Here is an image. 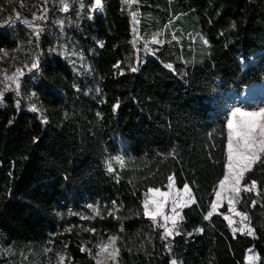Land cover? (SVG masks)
Returning a JSON list of instances; mask_svg holds the SVG:
<instances>
[{
    "label": "trees",
    "instance_id": "1",
    "mask_svg": "<svg viewBox=\"0 0 264 264\" xmlns=\"http://www.w3.org/2000/svg\"><path fill=\"white\" fill-rule=\"evenodd\" d=\"M43 1L0 0L3 79L25 72L0 98V264H95L109 237L118 264H243L249 249L264 264V162L245 174L257 187L236 206L253 235L208 216L225 173V96L264 81V0H105L92 20L82 0L73 40L89 67L79 73L50 53L61 3ZM136 19L141 37L163 33L145 57ZM169 175L194 202L179 234L162 239L143 200Z\"/></svg>",
    "mask_w": 264,
    "mask_h": 264
},
{
    "label": "rangeland",
    "instance_id": "2",
    "mask_svg": "<svg viewBox=\"0 0 264 264\" xmlns=\"http://www.w3.org/2000/svg\"><path fill=\"white\" fill-rule=\"evenodd\" d=\"M123 2L124 4L130 3L131 0H123ZM64 3H67L68 6L67 10L65 11L64 8H61L60 9L61 11L54 16V20L52 22L53 28L59 30L60 34L54 37V39L50 42V47H49L50 53L53 55H58L66 58L68 62L73 66L74 70L77 73H79L80 70L82 69L88 70L89 65L85 61V57L82 54L81 50L74 43L73 36L76 34V32H79L81 28V21L87 18L85 15L87 12L86 11L87 7L86 5H83L82 0H78V4H75L74 0H69ZM135 24H136V26L134 27V32L136 33L135 45L137 47V50L139 51V55L141 57H145L146 55H151L154 52H156V50L158 49V45H160L163 41V33L156 32L152 35H148L147 37H141L137 30L138 19L135 20ZM170 31H171V35H173L174 34L173 30L171 29ZM97 44H99V42H97ZM2 73H3V69H0V91L6 92L13 88L17 89L16 83L13 80L7 79V77L3 79L4 74L2 75ZM9 77H14V76H9ZM24 98L25 99L29 98V95H25ZM225 98H226V106H227V118L229 114L236 108H239L242 112H260L261 110H264V81L245 87L239 93L231 91L225 96ZM29 109H31V107H29ZM226 163H227V144H226ZM226 171L227 169L225 168V173ZM223 178L224 176L222 177V179ZM219 182L214 191L213 201L217 200L215 195L216 191H220ZM167 185L165 189L163 190L160 189V190L162 192H171V194L177 198V204L183 205L182 207L177 208V210L180 211L182 216V210L185 207L191 205L194 202V198L190 190L187 194H185L184 187L179 188L173 183V188L170 190L167 187ZM244 186L245 185H243L241 181L240 194L243 192ZM151 189H157V188H151ZM146 194L147 195H145V198L143 200V208H144L145 199L150 198L152 196V194H149L148 191L146 192ZM227 196L233 197L234 203L232 207L234 208V211H229V204L226 198ZM180 197H183V200H181ZM239 197L237 198L235 194L231 193L230 191L226 193H222V196L218 201L217 208L213 210L212 207H210L208 216L216 213L220 214L223 218H225V216H228L231 219L232 223L230 224L229 220L226 219L225 220L231 226L233 231H239L241 233L248 231L249 228L243 221V218L239 215H236V213L238 212L236 206ZM155 199L159 200L161 198L157 195L155 196ZM222 208L224 209V211H221ZM163 213L164 215H173V202L171 198L164 201ZM150 219L153 221L152 218ZM179 221L180 218H177V224ZM155 222H159L160 226L164 225L165 227L168 228L172 227V222L171 221L166 222L163 219V216H157ZM161 229H162V234L164 235V227H161ZM239 229H243V231H240ZM108 241L109 238L106 239V241L102 245L108 243ZM109 251H111V249H109ZM97 260L102 261L103 264H118L117 257L115 260H112L111 258H109L108 252H101L100 255H97L95 258V264ZM256 261H257L256 253L251 249H249L244 256L243 264H256ZM55 264H60L59 259ZM64 264H78V263L73 259H69L68 261L64 260Z\"/></svg>",
    "mask_w": 264,
    "mask_h": 264
},
{
    "label": "snow or ice",
    "instance_id": "3",
    "mask_svg": "<svg viewBox=\"0 0 264 264\" xmlns=\"http://www.w3.org/2000/svg\"><path fill=\"white\" fill-rule=\"evenodd\" d=\"M67 4L64 6V10H67ZM102 2L101 0H95V9L102 10ZM43 16L36 17L35 19H43ZM91 18V17H90ZM19 19V17H17ZM24 23H28L27 20ZM38 36L39 33L37 32ZM176 39V36H173V40ZM207 44V40L203 41ZM118 66V65H117ZM27 67V66H25ZM39 67L38 61L34 60L31 63V67L28 71H32ZM165 67L172 69V64H166ZM136 68H133L132 71H136ZM25 72L21 69L16 70V75L14 77H7L9 80H13L16 83V88L19 89V77H23ZM3 92L0 91V98L3 97ZM19 94V93H17ZM32 110L35 111V106L32 107ZM46 122V121H45ZM227 163L225 168L227 169L224 178L219 182L220 191H216L215 195L217 200L213 201L211 207L213 210L217 208L218 201L220 200L222 193H226L230 191L235 194L238 198L241 192V181L244 179L245 174L253 169V166L257 163L264 162V110L260 112H242L239 108L234 109L227 118ZM116 161L120 164L121 167L124 166V158L122 156L115 157ZM108 171L112 172L113 167L111 163L108 164ZM174 183V175L168 176V185L167 187L171 190L173 188ZM257 187V182L252 181L251 186L245 185L243 191L251 192ZM184 192L187 194L189 192L188 184L184 185ZM149 194H152L150 198H146L144 201V215L150 217L155 222L157 216H163V219L172 222V227L168 228L164 225V235L162 239L167 236H171L173 234H179L176 230L177 228V218L182 219L180 211L177 208L182 207V204H177V198L171 194V192H162L159 188L157 189H149ZM147 195V194H146ZM159 196L161 199H155V196ZM171 198L173 202V215H164V201ZM227 201L229 204V211H234L232 207L234 200L232 196H227ZM183 200V197H180ZM115 204V201L113 202ZM256 205V201H252V206ZM92 208V211L99 215V212L92 205H89ZM111 214V213H110ZM236 215L241 216L244 219H247L245 213L237 212ZM208 216H205V219H208ZM82 219H89V217H82ZM226 220H229L231 224L232 221L228 216H225ZM243 231V229H239ZM90 231H95L94 229H90ZM197 231H201V229H197ZM248 235H253V230L248 229ZM191 235V233H189ZM116 237H109L108 243L102 245L100 252L97 255H100L101 252H108L109 258L115 260L119 254V250L115 248ZM111 249V251H109ZM46 251H51L50 249ZM81 251H86V249L82 248ZM59 255V254H58ZM65 257L63 255H59L60 264H64ZM96 264H103L102 261L97 260ZM172 264H176V261L173 260Z\"/></svg>",
    "mask_w": 264,
    "mask_h": 264
},
{
    "label": "built area",
    "instance_id": "4",
    "mask_svg": "<svg viewBox=\"0 0 264 264\" xmlns=\"http://www.w3.org/2000/svg\"><path fill=\"white\" fill-rule=\"evenodd\" d=\"M66 1L67 0H60L61 8H64L65 4H67V3H64ZM101 2H102V6H103L102 7V10H96V9L95 10H92L91 5L95 4V0H91V3H90V5L87 8L88 9L87 16H88V18L90 20H92L96 16H100V15H103L104 14V12H105V0H101ZM42 5L45 6V7H47L48 6V0H44L43 3H42ZM42 20L45 21L46 20V17H44Z\"/></svg>",
    "mask_w": 264,
    "mask_h": 264
},
{
    "label": "bare ground",
    "instance_id": "5",
    "mask_svg": "<svg viewBox=\"0 0 264 264\" xmlns=\"http://www.w3.org/2000/svg\"><path fill=\"white\" fill-rule=\"evenodd\" d=\"M92 10H95V4L91 5Z\"/></svg>",
    "mask_w": 264,
    "mask_h": 264
},
{
    "label": "crops",
    "instance_id": "6",
    "mask_svg": "<svg viewBox=\"0 0 264 264\" xmlns=\"http://www.w3.org/2000/svg\"><path fill=\"white\" fill-rule=\"evenodd\" d=\"M257 255V254H256Z\"/></svg>",
    "mask_w": 264,
    "mask_h": 264
}]
</instances>
